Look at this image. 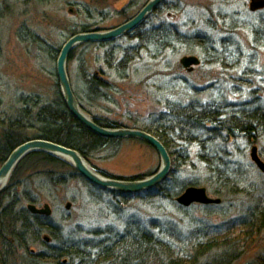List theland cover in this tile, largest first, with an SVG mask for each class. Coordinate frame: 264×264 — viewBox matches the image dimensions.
<instances>
[{
    "label": "rangeland",
    "instance_id": "rangeland-1",
    "mask_svg": "<svg viewBox=\"0 0 264 264\" xmlns=\"http://www.w3.org/2000/svg\"><path fill=\"white\" fill-rule=\"evenodd\" d=\"M109 1L0 0V121L4 120V115H18L19 109L26 103L24 101L29 98H42L44 101L52 99L58 80L57 62L68 40L83 28L89 32H98L120 27L135 18L148 2L133 0L138 5L128 7L121 14L123 8L128 6V0L114 1L110 5ZM166 1V7L158 15L150 16L146 28L161 24L174 25L187 41L191 40L190 37H198L193 43L189 41L180 45L176 40V46L161 54L158 59H153L155 56L146 51L142 52L127 71L120 72V75L125 73V79L116 70L108 68L105 47H84L75 51L68 63V72L75 94L83 96L86 102L84 105L91 117L119 128L143 129L150 126L151 119L157 113L164 111L168 102L187 105L193 100L202 103L213 100L229 103L240 101L241 96H236L234 90L248 91L250 86L235 83L238 79L241 82L246 79L245 73L253 72L257 76L251 82L253 88L259 89L262 87L260 84H264V10L251 12V0ZM225 38L234 41L229 43L227 58H234L238 52L239 58L242 57L231 62L229 68L223 66V62L209 60V57L217 59L225 53L222 46ZM203 40L205 44H200ZM134 44L126 36L114 42L121 49ZM190 56L199 58L202 64L186 70L181 66V60ZM117 58L121 61L123 54L119 53ZM99 69L110 76L114 88L109 91L110 101L89 103L86 75ZM258 92L264 101V87ZM37 129V126L29 128L27 136L32 139L38 133ZM252 149L249 146L245 150L244 159L251 168V184H245L243 188L246 191L240 197L231 198L227 203L221 198L222 206L213 205L221 208L213 212L215 215L212 217H207L201 207L183 208L188 210L184 212L178 209L177 203L170 205L169 201L135 199L120 203L109 195L86 187L82 181L54 189L48 182L42 181L43 178L34 177L29 193L38 201L33 203L38 208L50 205L53 213L48 218L53 222V228L62 229L68 238L89 239L96 230L108 227L123 232L127 226L125 221L131 216H138L145 222L166 217L179 221L187 213L217 225L237 218L247 203L251 202L250 191L264 187V173L253 163ZM257 149L264 161V137L257 144ZM191 150L195 154L197 147L193 146ZM93 162L99 171L121 180L146 178L161 167L158 153L136 140H125L117 153L106 151L95 154ZM197 162L193 157L188 165L181 167L178 181L188 187L206 188L210 194L211 189L203 184L189 186L196 180L204 182L208 179L204 171L196 168ZM3 165L0 164V169ZM211 196L214 197L212 193ZM29 204L25 201L22 206L27 208ZM67 204H71L70 210ZM251 244L252 252L240 264H253L256 257L264 255V240ZM33 245L39 252L46 251L42 243ZM10 264L19 262L15 260Z\"/></svg>",
    "mask_w": 264,
    "mask_h": 264
},
{
    "label": "trees",
    "instance_id": "trees-1",
    "mask_svg": "<svg viewBox=\"0 0 264 264\" xmlns=\"http://www.w3.org/2000/svg\"><path fill=\"white\" fill-rule=\"evenodd\" d=\"M114 1L110 0L109 5ZM166 3L151 17L158 15ZM125 7L123 10L127 9ZM149 20L127 36L135 42L134 45L121 49L114 42L89 43L79 48L105 47L108 68L116 70L120 75V72L130 68L134 60H138L142 52L146 51L155 56L153 59H158L161 54L176 46V40L181 45L198 38L190 37L191 40L187 41L174 25L161 24L147 29ZM87 32L85 28L80 31ZM204 41L200 44H205ZM232 42L223 39L225 53L217 59L208 56L209 60L223 62L222 65L229 68L231 62L242 59L239 58L240 52L234 58H227L229 43ZM76 50L71 54L69 62ZM119 53L123 54L121 61L117 58ZM120 76L126 78L125 73ZM245 77L242 82L238 79L235 83L250 86L248 91L244 90L245 93L242 89L234 90L236 96H241L238 102L213 100L202 103L193 100L187 105L168 102L164 111L151 119L150 126L140 129L159 139L173 161L169 177L154 189L138 194L107 191L88 183L71 165L48 154L35 152L25 157L0 194L1 264H10L15 260L19 264H240L252 252L251 243L264 240V187L250 191L251 202L247 203L244 211L237 218L221 224L214 225L187 213L179 221L166 217L145 222L138 216H131L125 221L127 226L123 232L113 227L98 229L89 239L66 237L62 229L53 228L50 218L33 215L22 204L25 201L38 202L29 191L34 183L33 178L41 177L42 181L48 182L54 189L82 181L86 187L109 195L120 203L135 199H155L157 202L169 201L170 205H175V198L188 188V185L179 183L178 173L193 157L198 161L196 168L204 171L208 179L204 182L196 180L189 186L203 184L211 189L214 197L223 198L226 203L231 198L240 197L246 191L243 188L245 184H251V168L244 160L245 150L249 146L257 147L264 137V101L261 93V97L258 96V90L261 88L262 91L264 84L261 82L262 87L255 89L251 83L257 78L255 73H245ZM86 83L89 103L110 101L109 91L114 88V82L107 73L96 70L86 75ZM76 96L83 110L88 113L83 96L80 93H76ZM24 102L18 115H4V120L0 121V164H4L22 144L41 139L78 151L99 171L93 162L94 155L106 151L117 153L125 141L98 136L75 119L64 102L58 80L52 99L44 101L42 98H29ZM93 119L101 127L118 128L108 122ZM34 126H37L38 133L30 139L27 130ZM193 146L197 147L195 154H192ZM99 172L109 177L105 172ZM221 206L194 207H201L207 217H212L215 215L213 212ZM45 234H50L52 243L43 241ZM36 243L44 244L46 251L39 252L33 245ZM20 251H23L21 255ZM252 263L264 264V255L256 257Z\"/></svg>",
    "mask_w": 264,
    "mask_h": 264
},
{
    "label": "water",
    "instance_id": "water-1",
    "mask_svg": "<svg viewBox=\"0 0 264 264\" xmlns=\"http://www.w3.org/2000/svg\"><path fill=\"white\" fill-rule=\"evenodd\" d=\"M165 0H150L143 10L132 20L124 25L110 31H98L79 33L73 36L64 45L58 62H57V78L64 102L70 113L82 125H84L92 133L107 138L117 140H138L151 146L159 155L161 167L159 171L147 178L139 180H121L105 176L93 169L88 161L73 149L64 147L47 140H31L13 151L8 160L0 169V194L6 189L10 181L11 175L19 163L31 153L41 152L52 157L62 160L76 169L80 175L90 184L112 192L124 194H138L161 185L170 175L172 171V158L164 144L145 131L132 128H104L99 126L95 120L88 115L82 108L77 96L73 90L70 75L68 72L69 58L74 50L89 43H105L117 40L138 29L147 18L154 13ZM264 10V0H251L250 11L257 13ZM181 65L188 70L201 65L199 58L195 56L184 57ZM252 161L264 173V161L258 153L257 147L252 149ZM176 203L183 208H190L194 205L213 206L221 205L222 200L213 198L209 195L208 190L203 187H188L183 193L176 198ZM71 204H67L70 210ZM27 209L33 215L51 217L52 209L50 205H45L42 209L31 203ZM45 241L51 243L49 236L45 237ZM1 264V263H0Z\"/></svg>",
    "mask_w": 264,
    "mask_h": 264
},
{
    "label": "flooded vegetation",
    "instance_id": "flooded-vegetation-1",
    "mask_svg": "<svg viewBox=\"0 0 264 264\" xmlns=\"http://www.w3.org/2000/svg\"><path fill=\"white\" fill-rule=\"evenodd\" d=\"M115 1H121V0H115ZM149 1H150V0H148V2H149ZM165 1H166V0H165ZM148 2L144 5V7L148 4ZM137 5H138V2L135 3L133 0H128V6H126V7H127V8H128V7L131 8V7H133V6L136 7ZM126 7H125V8H126ZM144 7H143V8H144ZM143 8H142V9H143ZM123 9H124V8H123ZM142 9H141V10H142ZM141 10H140V12H141ZM124 12H126V11H125V10H122V13H121V14H124ZM140 12H139V13H140ZM139 13H138V14H139ZM131 20H132V19H131ZM128 22H129V21H128ZM124 24H125V23H124Z\"/></svg>",
    "mask_w": 264,
    "mask_h": 264
}]
</instances>
